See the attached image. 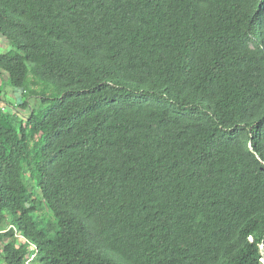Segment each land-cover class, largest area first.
Masks as SVG:
<instances>
[{
	"label": "trees",
	"instance_id": "trees-1",
	"mask_svg": "<svg viewBox=\"0 0 264 264\" xmlns=\"http://www.w3.org/2000/svg\"><path fill=\"white\" fill-rule=\"evenodd\" d=\"M262 19L0 0V264H264Z\"/></svg>",
	"mask_w": 264,
	"mask_h": 264
},
{
	"label": "rangeland",
	"instance_id": "rangeland-1",
	"mask_svg": "<svg viewBox=\"0 0 264 264\" xmlns=\"http://www.w3.org/2000/svg\"><path fill=\"white\" fill-rule=\"evenodd\" d=\"M0 53H6L8 55L14 54V51L11 48L10 44L7 43L5 39L1 36H0ZM0 80H1V85H2L1 98H2L3 103L11 104L17 108L18 106H21V104L23 103L24 96H25L22 90L13 89L10 86L8 76L6 74H2L1 72H0ZM36 90L39 91L40 87H38ZM43 109H45V107ZM24 113L26 112L24 111Z\"/></svg>",
	"mask_w": 264,
	"mask_h": 264
},
{
	"label": "snow or ice",
	"instance_id": "snow-or-ice-1",
	"mask_svg": "<svg viewBox=\"0 0 264 264\" xmlns=\"http://www.w3.org/2000/svg\"><path fill=\"white\" fill-rule=\"evenodd\" d=\"M261 3L264 4V0H261ZM261 23H264V19L261 20Z\"/></svg>",
	"mask_w": 264,
	"mask_h": 264
},
{
	"label": "built area",
	"instance_id": "built-area-1",
	"mask_svg": "<svg viewBox=\"0 0 264 264\" xmlns=\"http://www.w3.org/2000/svg\"><path fill=\"white\" fill-rule=\"evenodd\" d=\"M33 257H34V256H33ZM33 257L30 259V261L33 259ZM30 261H29V262H30ZM29 262H28V263H29Z\"/></svg>",
	"mask_w": 264,
	"mask_h": 264
}]
</instances>
